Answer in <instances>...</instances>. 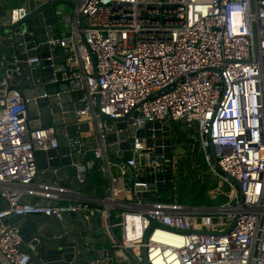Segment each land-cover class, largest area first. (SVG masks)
<instances>
[{"label":"built area","instance_id":"obj_1","mask_svg":"<svg viewBox=\"0 0 264 264\" xmlns=\"http://www.w3.org/2000/svg\"><path fill=\"white\" fill-rule=\"evenodd\" d=\"M73 1L76 7L67 18L70 35L50 36L46 43V60L53 62V50L61 48L62 64H52L53 78L42 76L38 83H67L70 94L83 93L75 125L87 123L90 131L63 136L78 153H92L84 171L106 162L111 195L95 208L78 190L36 182V153L58 149L59 135L55 127L31 129L29 100L3 79L0 198L8 205L0 209V264H32L22 251L20 228L10 218H60L63 213H82L88 229L90 218L100 217L110 249H100L98 243L85 247L89 254L112 251V264H143V247L148 264H264V0ZM79 15L87 18L85 28ZM1 46L0 37V66L5 59ZM36 63L42 59L26 61L29 68ZM21 74L17 68L15 75ZM132 112L138 114L135 131L147 123L181 122L195 128L206 158L214 149V166L229 187L227 201L184 204L176 195L163 199L156 187L139 182L147 168H154L156 175L171 171L174 183V158L142 153L146 138L134 136L132 158L119 163L123 174L132 169L133 176L114 178L106 138L118 131L103 116L121 120ZM226 174L241 185V205L239 189ZM130 179H135L136 201L119 204L116 195L130 192ZM142 186L144 190L136 189ZM144 192L147 198L137 197ZM81 239L85 242L86 235ZM109 261L102 256L85 264Z\"/></svg>","mask_w":264,"mask_h":264},{"label":"water","instance_id":"obj_2","mask_svg":"<svg viewBox=\"0 0 264 264\" xmlns=\"http://www.w3.org/2000/svg\"><path fill=\"white\" fill-rule=\"evenodd\" d=\"M76 4L73 0H0V37L2 38L1 54L5 57L0 66L2 76L11 89H18L29 100L28 121L31 129L55 127L59 135V148L48 152H37L38 161L37 183L60 184L82 192L90 184L93 177L99 172L96 167L92 172L84 171L82 167L92 159L91 152L78 153L79 148H70L65 133L76 135L78 132H89L90 125L82 123L75 125L76 110L82 109L83 93L68 92V84L46 86L38 83L40 77L45 81L53 78L52 64H62V49L55 48L52 52L53 62L47 61L50 56L49 46L46 44L50 36L68 37L71 26L68 16L73 14ZM81 28L88 24L87 18L79 15ZM65 33L66 36H62ZM38 49H36V46ZM40 57L42 63L33 64L29 68L26 61ZM22 71L21 76L15 75V70ZM48 95L47 97L45 95ZM132 112L121 120L105 119L115 123L118 133L109 134L107 157L118 162H126L132 158L134 136L146 138L144 154L154 157L167 155L168 161L173 155L182 153L185 149H192L194 153L200 150V142L190 129L183 123L170 124H142L141 129L133 126ZM210 155L215 166L217 159L213 147ZM158 157L159 164L164 161ZM128 176H133L132 169L127 170ZM240 193V205L243 203L241 185L237 179L226 174ZM139 182L149 184V187L171 189L174 187L173 173L155 174L154 168H147L146 175L139 178ZM129 190L132 198L135 179L129 180ZM144 190V186L136 187ZM137 197L147 198L148 194L138 193ZM36 202V200H32ZM44 202H42L43 204ZM7 201L0 198V209L6 207ZM10 224H17L23 237L22 251L30 256L32 264H85L94 258L108 256L112 264V251L88 253L85 244H101L107 241L100 217L92 216L89 223L82 213H63L60 218L48 215L16 216L9 219ZM156 222H152V226ZM147 235L144 243L147 242ZM81 234L86 235L85 242ZM143 264H148L147 249H142Z\"/></svg>","mask_w":264,"mask_h":264},{"label":"rangeland","instance_id":"obj_3","mask_svg":"<svg viewBox=\"0 0 264 264\" xmlns=\"http://www.w3.org/2000/svg\"><path fill=\"white\" fill-rule=\"evenodd\" d=\"M170 125L175 126L176 124L174 123H169ZM191 132L194 133V135L198 137V134L194 129H190ZM210 153V152H209ZM208 153V158H206V155L204 154V152L202 150H199L198 153H194L192 149H185L182 153L177 154V155H173L172 157L174 158V187L171 189H160L159 190V195L162 196L163 198H173L174 195L177 196H181L183 191H181V187H180V182L182 183L184 181V179L187 177L188 181L191 182V184L196 183L197 180H199L198 184L202 185V183L204 182V179H208L212 182H215L217 185V187L209 190V194L211 197V199H214L215 196H218V194L220 195V198H225L226 201L229 197V187L226 184H223V182L220 179V175L219 172L216 171V168L214 166V163L212 162V158L210 156V154ZM204 184V183H203ZM198 186V185H197ZM200 187L198 186L197 189H199ZM196 189V190H197ZM186 193V192H185ZM222 193V194H221ZM224 193V195H223ZM184 194V193H183ZM187 194V193H186ZM188 204L190 205H194L190 202L192 201H188ZM225 200H216L213 201L212 204L214 205H219L221 203H224ZM202 205H206V204H202ZM209 205V204H207ZM194 206H200V205H194ZM117 235L118 237H120V231L117 230ZM99 248H107L110 249V244L109 243H104V244H99L98 245ZM117 264V263H114ZM120 264H131V262H126L123 261Z\"/></svg>","mask_w":264,"mask_h":264},{"label":"crops","instance_id":"obj_4","mask_svg":"<svg viewBox=\"0 0 264 264\" xmlns=\"http://www.w3.org/2000/svg\"><path fill=\"white\" fill-rule=\"evenodd\" d=\"M62 36H66L65 33H61ZM58 37V36H57ZM4 78L0 76V81H2ZM84 132H79V134H83ZM86 133V132H85ZM86 137L91 138L92 134L87 133L84 134ZM111 164V173L114 178L120 179V178H127L128 174H123V170H121V167L119 165L120 162L116 160H109ZM106 162L99 163L97 162V167H99V172L93 177L90 184L87 185L82 193L86 198H88V201L92 202V207L100 206V204L106 202L108 200V196L110 194V189L112 187V180L111 175L108 171V167L106 166ZM121 180V179H120ZM37 181V179H36ZM163 198V197H161ZM116 201L119 204H127L133 201L132 195L130 192H120L116 195ZM165 199V198H163ZM169 199V198H166Z\"/></svg>","mask_w":264,"mask_h":264},{"label":"trees","instance_id":"obj_5","mask_svg":"<svg viewBox=\"0 0 264 264\" xmlns=\"http://www.w3.org/2000/svg\"><path fill=\"white\" fill-rule=\"evenodd\" d=\"M212 162H213V160H212ZM198 181L199 180H197L195 185H194V184H191V182H189L187 177H186L182 183L180 182L181 191H183L184 194L182 193L181 196H177L178 197L177 200L181 203H184V204H188L189 202H187V200L188 201L190 200V201H192L190 203H192L194 205L212 204L213 201H216L218 199L222 200V202H223V200L226 201L225 198H220L219 194H218V196H215L214 199H211L212 196H210L209 190L217 187L216 186L217 184L215 182H212L208 179H204V182H203L204 184L202 183V185H199ZM197 185L200 187L199 189H197V187H198Z\"/></svg>","mask_w":264,"mask_h":264}]
</instances>
